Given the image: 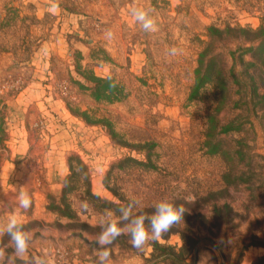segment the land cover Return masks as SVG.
<instances>
[{
    "label": "rangeland",
    "instance_id": "obj_1",
    "mask_svg": "<svg viewBox=\"0 0 264 264\" xmlns=\"http://www.w3.org/2000/svg\"><path fill=\"white\" fill-rule=\"evenodd\" d=\"M37 68L56 101L35 133H68L70 153L62 177L0 173V222L32 233L25 261L96 264L104 213L137 198L183 204V220L143 250L119 237L113 264H264V0H0V158L6 101Z\"/></svg>",
    "mask_w": 264,
    "mask_h": 264
},
{
    "label": "clouds",
    "instance_id": "obj_2",
    "mask_svg": "<svg viewBox=\"0 0 264 264\" xmlns=\"http://www.w3.org/2000/svg\"><path fill=\"white\" fill-rule=\"evenodd\" d=\"M59 10V5L53 2L50 11L55 14ZM149 9L134 7L131 15L135 22L146 33L158 31L157 22L150 14ZM107 39L113 38L111 30L105 32ZM180 49L175 46L168 50L169 56L181 54ZM114 86V85H113ZM18 209L27 212L32 205L29 193L21 187L17 196ZM87 203L83 204L86 210ZM143 204L140 199L133 198L126 206L118 209L119 215L116 216L111 210H107L100 221L101 231L95 238L98 248L94 249L96 264H113L110 246L121 236H128L129 243L136 250H143L150 242L162 239L175 225L183 220L186 211L183 204L177 205L168 199H162L153 205L154 211L144 212ZM8 237V245L0 247V264H16L20 260L22 264H47L39 257L25 261L28 255L32 233L25 230L19 215L12 213L8 215L6 222H0V238ZM6 247L12 248V253L7 254Z\"/></svg>",
    "mask_w": 264,
    "mask_h": 264
},
{
    "label": "crops",
    "instance_id": "obj_3",
    "mask_svg": "<svg viewBox=\"0 0 264 264\" xmlns=\"http://www.w3.org/2000/svg\"><path fill=\"white\" fill-rule=\"evenodd\" d=\"M37 70L36 79L29 80L26 86L6 101L8 128L0 158V173L14 174L16 183L21 182L27 171L33 170L39 163L54 178L64 176L66 167L62 155L70 153L61 149L70 147L65 141L70 137L68 133L57 132V129L53 133L51 125H48L47 129L51 133L49 143L35 133L38 119L50 117L52 114L48 108H52L56 101L49 86L43 81L46 75L44 70Z\"/></svg>",
    "mask_w": 264,
    "mask_h": 264
}]
</instances>
